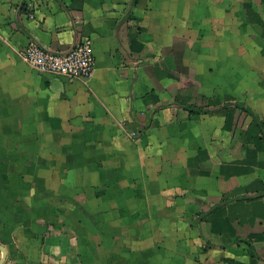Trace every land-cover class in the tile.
I'll use <instances>...</instances> for the list:
<instances>
[{"label": "crops", "instance_id": "1", "mask_svg": "<svg viewBox=\"0 0 264 264\" xmlns=\"http://www.w3.org/2000/svg\"><path fill=\"white\" fill-rule=\"evenodd\" d=\"M81 36L88 80L17 54ZM0 245L3 264H264V0H0Z\"/></svg>", "mask_w": 264, "mask_h": 264}, {"label": "built area", "instance_id": "2", "mask_svg": "<svg viewBox=\"0 0 264 264\" xmlns=\"http://www.w3.org/2000/svg\"><path fill=\"white\" fill-rule=\"evenodd\" d=\"M19 58L33 69L69 80L90 79L95 71L96 58L93 41L88 36L81 38L67 51L57 52L30 41L17 50ZM137 133L132 132L134 137Z\"/></svg>", "mask_w": 264, "mask_h": 264}, {"label": "water", "instance_id": "3", "mask_svg": "<svg viewBox=\"0 0 264 264\" xmlns=\"http://www.w3.org/2000/svg\"><path fill=\"white\" fill-rule=\"evenodd\" d=\"M0 250L3 251V255L0 258V264H3L7 256V250L2 245H0Z\"/></svg>", "mask_w": 264, "mask_h": 264}]
</instances>
